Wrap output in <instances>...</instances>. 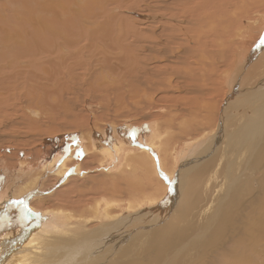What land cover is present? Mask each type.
Listing matches in <instances>:
<instances>
[{
    "label": "bare ground",
    "instance_id": "1",
    "mask_svg": "<svg viewBox=\"0 0 264 264\" xmlns=\"http://www.w3.org/2000/svg\"><path fill=\"white\" fill-rule=\"evenodd\" d=\"M251 5L264 0H0V134L20 124L12 114L24 103L46 127L64 115L71 92L64 81L80 65L70 53L79 58L87 47L100 51L81 66L89 74L103 73L105 49L112 56L101 96L107 88L131 105L175 99L166 109L170 121L150 118L137 132L133 118L77 130L73 148L98 154L96 190L110 186L77 213L43 202L71 172V152L0 168V264H185L204 248L194 264H264V169L256 176L264 163V13ZM29 116L19 118L32 128ZM165 154L171 163L163 172ZM131 185L153 192L130 195Z\"/></svg>",
    "mask_w": 264,
    "mask_h": 264
},
{
    "label": "rangeland",
    "instance_id": "2",
    "mask_svg": "<svg viewBox=\"0 0 264 264\" xmlns=\"http://www.w3.org/2000/svg\"><path fill=\"white\" fill-rule=\"evenodd\" d=\"M251 6H254V5H251ZM262 9H261V8ZM255 9V10H254ZM257 9V10H256ZM259 9V10H258ZM264 5H256V7L254 6L253 7V11H252V9L250 10V12H252V13H255V12H262V13H264ZM263 10V11H262ZM249 14H251V13H249ZM249 18V17H248ZM243 21H245V19H247L246 18V16L245 17H243ZM253 28H255V29H253ZM250 31H249V30ZM248 29H246V30H248L249 32L248 33H250L253 37L254 36H256L257 34H256V32H254V31H256V29H257V27L256 26H253V27H250L249 26V28ZM72 33H70L69 34V36L71 35ZM235 37V36H234ZM244 41H246V42H249V43H247V45L248 44H251L252 43V41L251 40H248V38H245V40ZM254 42V41H253ZM98 43V42H97ZM258 43H260L259 42V38L257 39V41L255 40V43L254 44H256L257 45V48H259V45L260 44H258ZM88 48V49H87ZM87 48H83V49H81V51L79 52V58H80V56H81V58H80V60H79V58H78V56H76L77 54V52L78 51H73L72 53H70V55L71 54H75V56H74V54L72 55V56H74V57H72L73 59L75 58V61L77 62V63H80V65L78 66V68H77V70L78 71H80L79 72V74H78V71L76 72V71H74V72H76V73H73L75 76H73V75H68V77H66V80L68 81L69 80V82H71L72 80H74V82L72 81V84L74 85H71V83H69V82H67L65 79V81L64 82H66V85H67V87H69V89H70V94H66V96L65 97H63V98H65V100H64V102H62L63 104V108L64 107H66L65 109H67V111L65 112V111H63V114L64 115H62L61 117H57L56 118V121L55 122H52V123H49L48 125V127H46V119L44 118V117H42V116H39L40 114H37V113H39V111L38 110H36V112H31V111H33L35 108L34 107H32V109L31 108H28L26 105H25V103H24V105H20V108H17V106H16V108H14L13 109V114H12V116H14V117H18V119H19V121H21L20 122V124L18 125V124H16V126H13V127H11V126H9V127H6L4 130H3V133H1L0 135V168H2V167H9V168H14L15 166H17L18 165V163L19 162H22V163H27V161H28V163H33L35 166H37L40 162L41 163H44V161H45V163H49L50 161L52 162V160L53 159H55V158H58L59 159V157H67V155H69L70 154V152H71V154H73V157H74V159L73 158H71V161L68 163V168H69V170L71 171V172H68V176H67V174L65 175V176H67V177H64V179L62 180V182L60 183V184H56V187L54 188V191H53V193L50 195V197H53V198H50V197H48V199L46 198L43 202H44V205L46 204V205H49V203H50V205L49 206H51L52 205V203L53 204H57V205H60V207H62V208H65L66 210H73L75 213H77V211H78V209L79 208H81L84 204H88L89 203V200H90V202H91V199H94L95 197H98L97 195H100V194H103V192H101L102 190H104V188L106 187L107 189H110V186H109V184H106L105 185V187L102 189V190H96V189H98V185L100 184L99 183V179L100 180H102V178H100V176H97V175H100V172H99V170L97 169V158H98V154L97 153H92V152H83L82 151V149H80V150H77V148H73V145L77 142V140L79 139V136H80V134H79V132L78 131H81V129H82V131H83V129L84 130H88V129H90L92 126H103L104 124H105V122H109V120H110V122H111V120L112 121H114V122H116V121H118V124L119 123H121V122H123V120L125 121L126 119H128V120H132V118H133V121H138L139 120V122H133V121H131V122H133V124H134V126H136V125H139V123L140 124H142V123H144V122H146V121H148V120H151V119H159V120H163L164 122L165 121H170L168 118V115H167V113H166V109H167V106L169 105V103H170V101H174L173 99H171V98H167V97H159V98H155L154 100H152V102L151 101H144V103L143 102H138V105H137V100H136V102L134 103H132V105H131V101H133V100H131V98H130V101L128 100L129 99V96H127L126 97V95H125V97L124 96H122V95H120L121 97H123L124 99H121V97L118 95V94H116L115 92H113L112 90H110V89H107L106 88V94L104 93V96H101V93H99L100 92V89L102 90V89H105L104 88V86H106V84H103V83H105L104 81H106L105 79H104V81H103V78L102 77H104V76H106V75H108V73H106V64L105 63H107L108 64V60H110V58L112 57V56H110V52L108 53V50H104V52L106 53H104V56H105V58H107V61H105L104 60V63H101L100 65V67H101V69L103 70V73L102 72H99L97 75H96V73H92L91 72V74H89L88 72H86V71H84L83 69H85L84 67H86V62H87V58L88 57H93V56H95V54H97V55H99L100 54V51L97 53V49H96V47H95V49L93 50L94 51V53H93V51L91 52V49L89 48V47H87ZM86 49V50H85ZM90 49V50H89ZM83 50H85L84 51V53H83ZM72 50H70V52H71ZM67 52V51H66ZM231 53L233 52V51H230ZM88 54V55H86V54ZM89 53H90V56H89ZM92 53H93V56H92ZM108 53V54H107ZM234 53V52H233ZM67 54V53H66ZM83 54H85V56L83 55ZM67 55H69V52H68V54ZM108 55V56H107ZM88 56V57H87ZM77 57V58H76ZM109 57V58H108ZM76 59H78V60H76ZM83 59H85V62L83 61ZM228 59V60H227ZM226 60L227 61H229V59L231 60V58H227ZM66 60H67V62H69V60L70 59H68V57H65V59L63 60V62L64 63H67L66 62ZM82 60V61H81ZM83 62H84V64H83ZM225 64H227L226 62H224ZM85 65V66H83V65ZM104 64L106 65V66H104ZM113 64V63H112ZM97 65V64H96ZM95 65V66H96ZM83 67V69H82V67ZM94 66V67H95ZM113 67H115V63H114V65H112ZM104 67V68H103ZM99 68V66L97 65L96 66V68H93V70H95V69H98ZM82 72V73H81ZM85 72V73H84ZM95 72V71H94ZM83 73L85 74V75H83ZM219 73V72H218ZM82 74V75H81ZM87 74H88V76H87ZM91 75V76H90ZM93 75V76H92ZM79 76H81L80 78H77V77H79ZM90 76V77H89ZM71 79H70V78ZM83 77V78H82ZM87 77V78H86ZM67 78H69V79H67ZM102 78V79H101ZM83 79H85V80H83ZM90 79V80H89ZM91 79H92V81H93V84H92V82H91ZM215 79L217 80H214V83H215V85H214V83H213V87H214V94H216V95H214L213 96V98L215 99H218V97L219 96H221V94L223 93V92H221L222 91V89L220 88V86H219V84L217 83L218 82V78H217V75L215 74ZM75 80H76V82H75ZM79 80V81H78ZM89 82H88V81ZM102 80V81H101ZM110 80V79H109ZM82 81H84V82H82ZM97 82L98 83H101V85H98L97 84ZM107 82V81H106ZM68 83V84H67ZM76 83V84H75ZM81 83V84H80ZM70 84V85H69ZM78 84H80V85H78ZM103 84V85H102ZM91 85V86H90ZM93 85V86H92ZM98 88H96L95 86ZM77 86H79V87H81L82 86V88H79V87H77ZM85 86V87H84ZM89 86H90V88L91 87H94V88H91L90 90H89ZM99 86H101V87H99ZM217 86V87H216ZM72 87H74V88H76L75 90H74V88H72ZM103 87V88H102ZM79 88V89H78ZM87 89V90H86ZM94 91H93V90ZM97 89V90H96ZM72 90H74V92L72 91ZM79 90H82V91H80L82 94V96L81 95H78V94H80V92H79ZM99 90V91H98ZM76 91V92H75ZM78 91V92H77ZM86 91V92H85ZM93 91V92H92ZM98 91V92H97ZM102 91H104V90H102ZM74 94H73V93ZM89 92H90V94H89ZM105 92V91H104ZM107 92H111V94L113 93V94H115L114 95V98H116V99H114L113 98V94H112V97L110 96L111 94H109V95H107L108 93ZM76 93V94H75ZM91 93H92V95L94 94V96H92L91 95ZM97 93H99V95H100V97H99V95L97 94ZM62 94H64V93H61V95ZM95 94L97 95V97H95ZM60 95V97L58 98V101H62V100H59L62 96H64V95H62L61 96ZM67 95H69V96H67ZM77 96V97H74V96ZM57 96V95H56ZM90 98H89V97ZM110 98H108V97ZM119 96V97H118ZM68 97V98H67ZM74 97V98H73ZM82 97V98H81ZM97 98V101H96V99L95 98ZM70 98H71V100H70ZM75 98H76V100H75ZM79 98V99H78ZM113 98V100H115V101H113L114 102V104L112 103V101H111V99ZM211 98V95H210V97H208V100ZM49 99V98H48ZM66 99H69V100H67L66 101ZM75 101H74V100ZM82 99V100H81ZM109 99V100H108ZM121 99V100H120ZM162 101H161V100ZM164 99H166V100H164ZM73 100V101H72ZM86 100V101H85ZM104 100V102L106 103V100L108 101L106 104L105 103H103V102H101V101H103ZM51 101H53V100H51ZM66 101V102H65ZM111 101V102H110ZM118 101H120V103L117 105V102ZM128 101V102H127ZM67 102H68V104L71 106H69V105H66L67 104ZM70 102V103H69ZM72 102H73V104H72ZM74 102H76V103H74ZM78 102V103H77ZM98 102V103H97ZM103 103V105L104 106H101L100 107V105H102L101 103ZM116 102V103H115ZM157 102V103H156ZM10 103V102H9ZM66 103V104H65ZM80 103V104H79ZM87 103V104H86ZM100 103V104H99ZM112 103V104H111ZM123 103H125L124 104V106H126V104H127V106H130L131 108H132V106L133 107H137V109H139V110H137L136 109V111H138V113L134 110L135 108H129V107H124L123 106ZM141 103H143L144 104V106L141 104ZM155 103V104H154ZM23 104V103H22ZM77 104V105H76ZM86 104V105H85ZM112 105V106H114V108H115V106H116V110H117V112L115 113V111L116 110H114V108H112V106L110 107V105ZM139 104H140V107H139ZM163 104V105H162ZM167 104V105H166ZM91 105V106H90ZM93 105H94V107H93ZM119 105H122V106H119ZM135 105V106H134ZM147 105H148V107H147ZM156 107H155V106ZM95 106H97V107H95ZM109 107V110H107L106 111V109H108V107ZM146 106V107H145ZM19 107V106H18ZM24 109H23V108ZM26 107V108H25ZM100 107V108H99ZM121 107V108H120ZM22 108V109H21ZM70 108H71V110L72 111H68V110H70ZM75 108V110H73ZM77 108V109H76ZM93 108H94V110H93ZM97 108H99L98 110H97ZM103 108V109H102ZM110 108H112L111 110H110ZM119 110H118V109ZM126 108V109H125ZM150 108V109H149ZM161 108H162V111H161ZM164 108V109H163ZM17 109H19V110H17ZM31 109V110H30ZM79 109V110H78ZM90 109V110H89ZM92 109V110H91ZM124 109L125 110H127V111H124ZM130 109V110H129ZM141 109V110H140ZM148 109H149V111H148ZM17 110V111H16ZM22 110H24L25 112H27L28 111V113H25L24 111H23V113H21L20 111H22ZM89 110V111H88ZM97 110V111H96ZM81 111V112H80ZM134 111V112H133ZM146 111H148V112H146ZM163 111H165V112H163ZM71 112H72V114H71ZM91 112V113H90ZM94 112H97V113H94ZM106 112V113H105ZM108 112V113H107ZM130 112H132V113H130ZM142 112H145V113H142ZM19 113H20V115H19ZM65 113H67L68 114V116H67V114H65ZM137 113V114H136ZM152 115H151V114ZM166 113V114H165ZM14 114H16V115H14ZM25 116H24V115ZM30 114H32L34 117H36V119H34V118H32L31 116H29ZM74 114V115H73ZM103 114V115H102ZM109 114V115H108ZM144 114V116H142L141 117V115H143ZM148 114H150V116L151 117H149V116H147ZM161 114H162V116H161ZM23 115V116H22ZM38 115V116H37ZM71 115V116H70ZM92 115V116H91ZM96 117H95V116ZM113 115H115V117H117V118H115V117H113ZM119 115V116H118ZM131 115H133L132 117H131ZM136 115V116H135ZM146 115V116H145ZM166 115V116H165ZM11 116V115H10ZM22 117V119L24 120V119H26L27 118V120H28V117L27 116H29V120L30 119H32V120H30L31 122H32V128H29L28 126H26L24 123H23V120L21 119V118H19V117ZM121 116V117H120ZM123 116V117H122ZM128 116V117H127ZM169 116H170V114H169ZM7 117H9V115H7L4 119H3V121L5 122L6 121V119H7ZM24 117V118H23ZM41 117V118H40ZM65 117V118H64ZM69 117V119H67ZM72 117H74V118H72ZM94 117V118H93ZM103 117H105V118H107V120L106 119H102ZM127 117V118H126ZM130 117H131V119H130ZM140 117V119H138ZM158 117H160V118H158ZM166 117H168V118H166ZM198 117V116H197ZM89 118V119H88ZM91 118V119H90ZM110 118V119H109ZM112 118V119H111ZM122 118V119H121ZM137 118V119H136ZM143 118H145L144 119V121L142 120ZM151 118V119H150ZM166 118V119H165ZM199 118V117H198ZM34 119V120H33ZM38 119H40V121H38ZM45 121H44V120ZM59 119H61V120H59ZM94 119V120H93ZM96 119V120H95ZM98 119V120H97ZM114 119V120H113ZM117 119V120H116ZM119 119H121V120H119ZM148 119V120H147ZM65 122H64V121ZM68 120V121H67ZM102 120H105V121H102ZM24 121H26V120H24ZM40 123L41 124V126L39 125V124H37V126L38 127H36L35 128V126H36V123ZM77 121V122H76ZM95 121V122H94ZM100 121V122H99ZM101 121H102V124H101ZM121 121V122H120ZM163 121H161V122H163ZM33 122H34V124L35 125H33ZM85 122V123H84ZM97 122H98V124H97ZM164 122H163V124H164ZM73 123V124H72ZM91 123V124H90ZM117 123V122H116ZM45 124V125H44ZM95 124V125H94ZM97 124V125H96ZM28 125H30V123H29V121H28ZM92 125V126H91ZM18 126V127H17ZM21 126H23V127H21ZM66 126V127H65ZM69 126V127H68ZM90 126V127H89ZM17 127V128H16ZM40 127H42L41 128V130L39 129L38 130V128H40ZM45 127V128H44ZM78 127V128H77ZM22 128H24V129H22ZM16 129V130H15ZM18 129V130H17ZM49 130H50V135L48 134L47 135V133L49 132ZM52 130V131H51ZM78 130V131H77ZM12 131V132H11ZM38 131V132H37ZM44 133H43V132ZM23 132H25L24 134H23ZM28 134H31V135H28ZM31 132V133H30ZM34 133V134H33ZM39 133V134H38ZM5 134V135H4ZM7 134V135H6ZM36 134V135H35ZM4 135V136H3ZM40 135V136H39ZM27 136V137H26ZM30 136H31V139H30ZM38 136V137H37ZM35 137V138H34ZM181 137H184L183 136V134L181 135ZM83 147V146H82ZM71 148H72V150H71ZM78 148H80V147H78ZM168 148H169V151L172 149L171 148V145H170V143H169V146H168ZM76 149V150H75ZM73 151V152H72ZM78 151V152H77ZM84 153H82V152ZM96 155V156H95ZM159 156V155H158ZM40 157V158H39ZM165 157H166V159H165ZM165 157H164V161L162 160V164H164V167H162L161 166V162L159 161V163H158V165L160 164V166H161V168L160 169H162L161 171H163V172H165L164 171V169H166L167 168V166L169 165V163H171L170 161H171V158L168 156V154H165ZM18 158H19V160H18ZM34 158V159H33ZM167 158H169V160H167ZM21 159H23V160H21ZM25 160H27V161H25ZM167 160V162H165ZM43 161V162H42ZM15 162V163H14ZM36 164H35V163ZM165 162V163H164ZM30 163V164H31ZM5 164V165H4ZM167 164V165H166ZM78 165V166H77ZM78 168H77V167ZM76 167V168H75ZM95 167V168H94ZM169 167V166H168ZM262 167V168H261ZM76 169H77V171H76ZM81 169V170H80ZM94 169V170H93ZM96 169V170H95ZM257 169V168H256ZM264 169V163H262L261 165H260V168L259 169H257L256 170V176H259L260 175V173H262V170ZM74 170V171H73ZM79 170V171H78ZM86 171H89L90 173H89V175L91 176H84V175H86L85 174V172ZM95 171V172H94ZM76 172V173H75ZM78 172V173H77ZM82 174H81V173ZM97 172H99V173H97ZM84 174V175H83ZM95 174V175H94ZM77 175V176H76ZM78 175H81V176H79L78 177ZM138 175L139 176H141L140 175V173H138ZM73 176V177H72ZM213 177V180H212V177ZM210 177H208L206 180H205V182L204 183H206V182H208V180H209V178H210V180H209V182H214L215 181V178H217V177H215L213 174L211 175ZM53 177V178H52ZM69 177V178H68ZM78 177V178H77ZM83 177V178H82ZM85 177H88V178H92V180H90V179H87V178H85ZM95 177V184H94V182H92L93 181V178ZM96 177H97V179H96ZM47 179L49 180H46V182H45V184H47V185H49L50 184V182H51V184L54 182V180H52V179H55V177H54V175H50V177L49 176H47ZM86 179V180H85ZM88 180V181H87ZM53 181V182H52ZM96 181H98V182H96ZM86 182V183H85ZM219 182V181H218ZM99 183V184H98ZM78 184V185H77ZM91 184V185H90ZM69 185V186H68ZM84 186H86V187H84ZM108 186H109V188H108ZM146 186H148V185H145L144 187H140V186H133V185H131L130 187H126L125 189H126V191H127V189L130 191V195H141L143 192H146L147 190L148 191H151V192H153L151 189L149 190V188H147ZM96 187V188H95ZM135 187H136V189L137 190H134L135 189ZM140 187V188H139ZM147 189H146V188ZM106 188H105V190H106ZM139 188V189H138ZM145 189V190H144ZM260 189H261V187H259V191H260ZM96 190V191H95ZM131 190H134L133 192L131 191ZM141 193H139V192ZM234 191L232 190L231 191V194L233 193ZM69 193V194H68ZM139 193V194H138ZM61 194V195H60ZM230 194V195H231ZM87 196V197H86ZM107 196V195H106ZM123 196H125V195H123ZM59 197V198H58ZM81 199H80V198ZM93 197V198H92ZM240 197V196H239ZM55 198H57V199H55ZM73 198H75V199H73ZM90 198V199H89ZM49 199H50V202H49ZM53 201V202H52ZM55 201V202H54ZM79 201V202H78ZM57 202V203H56ZM61 202V203H60ZM232 202V201H231ZM84 203V204H83ZM29 204V203H28ZM64 204V205H63ZM236 204V203H235ZM27 205V204H26ZM62 205V206H61ZM237 205V204H236ZM65 206H67V207H65ZM71 208V209H70ZM76 210V211H75ZM195 223H196V219H195ZM206 232V233H205ZM205 232H203L201 235H208L209 234V232H210V230L207 232V231H205ZM201 240H202V238H201ZM202 246H199V247H197V248H201ZM208 247V246H207ZM138 250V249H137ZM136 250V251H137ZM207 249L206 248H204L201 252H198V253H194L193 254V258H191V261H189V262H186L185 264H194L195 263V260H197V258L201 255V253H203V251H206ZM195 255H196V258H195ZM194 258H195V260H194Z\"/></svg>",
    "mask_w": 264,
    "mask_h": 264
},
{
    "label": "water",
    "instance_id": "3",
    "mask_svg": "<svg viewBox=\"0 0 264 264\" xmlns=\"http://www.w3.org/2000/svg\"><path fill=\"white\" fill-rule=\"evenodd\" d=\"M143 127L145 128L146 125H143ZM131 130H133L134 132H137L139 129H138L137 126H132V127H131Z\"/></svg>",
    "mask_w": 264,
    "mask_h": 264
}]
</instances>
